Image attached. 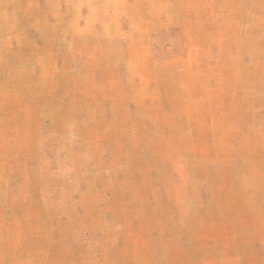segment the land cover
Wrapping results in <instances>:
<instances>
[{"label":"rangeland","instance_id":"374dc122","mask_svg":"<svg viewBox=\"0 0 264 264\" xmlns=\"http://www.w3.org/2000/svg\"><path fill=\"white\" fill-rule=\"evenodd\" d=\"M0 264H264V0H0Z\"/></svg>","mask_w":264,"mask_h":264}]
</instances>
